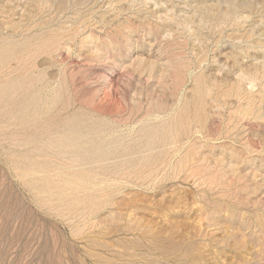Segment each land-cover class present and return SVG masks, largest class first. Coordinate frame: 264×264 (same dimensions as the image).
Returning a JSON list of instances; mask_svg holds the SVG:
<instances>
[{
  "label": "rangeland",
  "instance_id": "374dc122",
  "mask_svg": "<svg viewBox=\"0 0 264 264\" xmlns=\"http://www.w3.org/2000/svg\"><path fill=\"white\" fill-rule=\"evenodd\" d=\"M0 264H264V0H0Z\"/></svg>",
  "mask_w": 264,
  "mask_h": 264
},
{
  "label": "bare ground",
  "instance_id": "6f19581e",
  "mask_svg": "<svg viewBox=\"0 0 264 264\" xmlns=\"http://www.w3.org/2000/svg\"><path fill=\"white\" fill-rule=\"evenodd\" d=\"M142 165H143V164H142ZM142 165L140 164V162H133V167H135V170H136V171L134 170V171H135V175L138 174V168H140ZM114 166H115V167H119L118 164H117V165L115 164ZM147 166H148V165H147ZM139 172H140V173H143L142 170H140Z\"/></svg>",
  "mask_w": 264,
  "mask_h": 264
}]
</instances>
